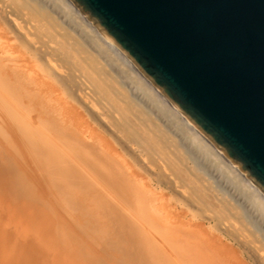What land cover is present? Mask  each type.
Here are the masks:
<instances>
[{
  "label": "bare ground",
  "instance_id": "bare-ground-1",
  "mask_svg": "<svg viewBox=\"0 0 264 264\" xmlns=\"http://www.w3.org/2000/svg\"><path fill=\"white\" fill-rule=\"evenodd\" d=\"M73 58L77 66L70 65ZM0 107L25 146V161L45 173L51 201L88 217L82 232H118L115 243L103 240L120 250L119 264H264V192L72 0H0ZM127 117L145 139L159 143L156 148L163 145L166 165L148 159L149 146L130 140L121 125ZM0 157V204L7 195V219L21 229L17 232L33 234L55 262L66 247L68 256L83 258L67 229L59 236V220L50 215L48 223L47 213L55 214V208L37 195L14 159ZM169 161L229 209L217 233L214 217H194L198 207L190 190L176 182ZM163 172L169 194L187 204L178 199L173 207L169 203L172 209L164 207ZM97 185L132 204L130 214L106 201ZM36 211L39 217L43 211L42 219ZM100 216L109 224L91 230V224L99 226L90 220Z\"/></svg>",
  "mask_w": 264,
  "mask_h": 264
},
{
  "label": "water",
  "instance_id": "water-1",
  "mask_svg": "<svg viewBox=\"0 0 264 264\" xmlns=\"http://www.w3.org/2000/svg\"><path fill=\"white\" fill-rule=\"evenodd\" d=\"M264 192V0H72Z\"/></svg>",
  "mask_w": 264,
  "mask_h": 264
},
{
  "label": "rangeland",
  "instance_id": "rangeland-1",
  "mask_svg": "<svg viewBox=\"0 0 264 264\" xmlns=\"http://www.w3.org/2000/svg\"><path fill=\"white\" fill-rule=\"evenodd\" d=\"M73 59L72 60L70 59L71 60L70 65L71 63H73L74 65V62H75V66H77V62H76L77 60L75 59L73 60ZM0 114H2V116H0V128H2V130L0 131V153L4 154L7 158L9 157L12 160L14 159L15 162L18 164V166L25 172V178L35 188L37 195H40L41 197H43L47 201V203H49L52 207L55 208V211H56L55 214H52L54 213L52 210L49 212L46 211L48 212L47 218H46L48 223L50 222V215H51V218L52 216H55L60 222L59 225H61L58 228L59 236H61V232H63L64 229H67L66 230L67 234L71 233L74 240H77V242H79V244L81 245L82 247L81 251L83 255V258H80V259L78 258V256L70 257L67 254V249H70V247H66V251L63 256H62L63 253H60L61 254L60 256L59 251H58V255L60 257L58 258V261L55 262V260L53 259L54 254L53 253L48 254L47 252L43 251L40 245L36 241H34L32 237L33 234L29 232L27 234L18 233L19 231H21V229L13 225L10 219H7L8 218L7 210L9 211V209H7L6 205H9V204H6L7 202L6 200H8V197L7 195H5L3 196L4 203L0 204L1 205L0 206V264H119L118 258L120 256V253H119L120 250L117 248H112L110 246L109 247L105 246L104 240H103V238L108 237L115 243L118 240L117 239L118 232H116L117 231L116 227L113 226L114 228H111L113 232L114 231L116 232V234L110 233L106 230L103 231L102 235L99 234L98 232L97 233L94 232L92 228H95V229L100 228L101 230L103 229L104 225L107 226L109 224L108 218L100 216L101 217L100 219L95 218L96 221L95 219L90 220V221L96 222V224L99 227L91 224L92 226L90 225L89 228H91L92 231H89V234H87L85 231H83L84 232L83 233L80 227L85 226L86 224L88 225V223H86L87 222L86 220H88V217H84L81 212H78V209L70 208V207L63 208L59 204H57L56 200H55L56 203L55 201L54 202L51 201L50 197H48V193L50 192V190L45 185V180H46L45 173L42 170H40V168H38L37 166H34L33 164H29L25 161V160H28L25 156V146L22 144L21 139L19 138V135L16 133L12 125L13 122L9 120L7 121L4 118L5 114H3L1 107H0ZM123 120L125 122H123ZM123 120L121 121L122 129L126 133V135L130 138V140L132 142H135V140H137L138 143L144 145L146 149H147V146H149L148 147L149 152L147 153L149 155L148 159L151 160L153 163L157 164L158 166H163V164L166 165L165 163H163L164 161H162L164 158L162 156L163 154H165V149L163 148V145L160 144V146L156 148L154 144L156 143V145H159V143H157L156 141L151 142L152 140L145 139L142 133L139 132L140 130L139 129L137 130L136 126L133 125L134 123L129 119V117L124 118ZM159 148H161V150H158ZM2 159L3 158L0 157V160ZM170 164L173 166V168H171L172 166H170ZM168 165H169V170L171 169L170 172L174 174L176 178L174 179L176 180L177 183H179L178 185L180 186V188H182L183 186L182 189L186 187L185 191L190 190L188 191L189 195L191 196V197L189 196V199L191 198V202L195 204V206L198 207V208L195 207V209L196 208L198 209V210L196 209L198 213L194 209L191 212L190 211L189 212L194 215V211H196L195 215L196 213L198 214L194 216L196 218H198L199 215H201L202 217L208 213L209 215L214 217L213 218L214 221L216 220L213 224L214 226L213 232L217 233L218 230H221L222 225L228 221L227 218L229 217L228 216L229 209L227 207L225 208L223 205L213 200L212 194L210 193V191H208L207 188L203 186L202 184L200 183L197 184V182L192 181L191 177H188L189 175L187 176L183 168H181L177 163H172L169 161ZM161 179H162V182L163 181L168 182L164 172L161 173ZM164 182H163V185H164V188L166 189V187H169V186L168 185L166 186L165 185L166 183ZM97 186H98L97 188L101 192H103L106 201H109V202L111 201L113 204H115L120 209L122 213L126 215L130 214L129 208H131L130 206L132 204L130 206L127 205V203L121 197H119V194L109 191L104 186L102 185H97ZM166 192H168L167 195L169 196V198L168 196L167 198L165 196L166 199H164L163 201L165 208L168 209L169 207L170 209H172V207L175 206V204L178 201L179 202L181 201L182 203L185 202V200L181 199L182 197L176 196L172 193L169 194L170 191H168V189H166ZM13 201L15 202L16 200H14L13 198ZM188 201L189 200H186L184 204H187ZM165 203H167V205ZM169 203H171L172 207L169 205ZM31 204L36 205L37 203L31 202ZM61 205H64V204H61ZM27 206L30 209L29 214H28V216H30L31 211H32V206L30 205V203H27ZM36 206L42 208V205L37 204ZM73 206H75V204ZM190 213H188L187 216L189 215L193 216ZM34 214L36 215V217L42 219L43 211L39 212L40 217L38 216L37 211L34 212ZM4 215L6 216V218H4ZM224 216H227V218H225ZM66 222L68 225H66ZM27 227L29 230H33L32 223L30 225V223L27 222ZM17 229H19L18 232H17ZM22 238H24V240ZM73 245L75 246V249H76L77 243H74ZM72 246H71V249L73 250V253L77 254V249L74 250ZM154 257H157V256L154 254ZM125 262L128 263V261L126 260Z\"/></svg>",
  "mask_w": 264,
  "mask_h": 264
}]
</instances>
